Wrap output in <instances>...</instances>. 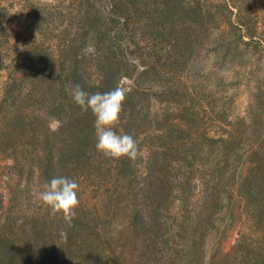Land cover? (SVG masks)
Masks as SVG:
<instances>
[{"label":"rangeland","instance_id":"1","mask_svg":"<svg viewBox=\"0 0 264 264\" xmlns=\"http://www.w3.org/2000/svg\"><path fill=\"white\" fill-rule=\"evenodd\" d=\"M117 3L0 0V231L32 252L33 223L52 219L35 197L45 182L40 142L51 133L63 147L70 138L62 134L65 110H53L66 99L58 77L76 66L97 88L101 53L112 49L118 87L138 105L129 133L141 150L136 184L118 205L105 158L88 177L78 172L84 194L76 211L97 214L119 240L135 207L148 216L149 186L167 178L176 186L165 210L171 241L163 264L195 236L203 253L189 264H254L264 255V0ZM122 125L116 130L126 133ZM132 244L123 264L137 261Z\"/></svg>","mask_w":264,"mask_h":264},{"label":"trees","instance_id":"2","mask_svg":"<svg viewBox=\"0 0 264 264\" xmlns=\"http://www.w3.org/2000/svg\"><path fill=\"white\" fill-rule=\"evenodd\" d=\"M121 2L122 0H118L117 5H121ZM118 58V52L112 49L111 51L108 49V53H101L98 66L103 74V79L97 88L88 87L85 78L76 66H72L70 74L65 79L62 76L58 77V82L62 85L60 92L66 99L65 102L59 101L54 104L53 110L55 114H60L62 109L65 110L68 124L65 125L64 123L62 134L68 135L70 138L63 147L60 146L58 135L52 137L51 133L47 134L44 140L40 142L44 151L45 164L42 175L45 181L53 176H64L76 180L79 184L81 175L88 177L86 173L88 168H92L91 166L96 169L102 168L101 165L104 164L106 157L95 149V117L90 111H82L73 102L70 89L72 86L79 85L84 91L91 94L117 88L121 76ZM36 60H33L32 63H35ZM45 62L46 58L37 65L44 66L42 64ZM64 64L61 62L59 68ZM3 67L4 64L0 58V69ZM63 67V72L66 73L65 66ZM59 98L61 99L60 96ZM137 106L132 98L126 97L120 114V117L122 115L124 117H121L119 122L122 120L123 127H121L127 134L136 125ZM19 126H24L21 121ZM108 160L103 165V167L107 165L103 170L107 171V175L112 174L113 179L115 178L111 193L114 194V199L119 205V202H123L122 197L124 195H127L128 192L133 194L137 179L136 164L140 160V155L135 160L126 157L108 158ZM78 172H82V174L80 175ZM166 179L162 178L160 185L149 186V191L145 196L148 200V202L146 201L148 216L135 207L127 230L116 233L120 235L119 240L113 237L111 230H106L107 225L102 226V223L106 221L102 222L101 217L99 219L97 214L93 215L81 210L80 213L76 211L75 217L69 224L62 215L53 216L47 209V214L50 215L48 217L52 219L48 218L41 224L35 221L31 227L29 239L26 240L27 247L32 250V252L29 251L30 253L22 250L23 247L19 245L20 239L8 237V235L11 236L8 232L0 231V264H46L45 262H33L31 260L32 254H37L46 259L61 257L63 261H68L69 264H106L109 257V262L123 264L126 247L130 246V243H133L132 246L138 253L135 264H163L168 255L166 254L169 251L168 244L171 241L167 236L168 227L166 228V223L168 221L166 217H168V213L166 214V212L168 211L165 210H169L168 201L171 199L172 190L176 186L170 180L166 182ZM83 194L79 189L78 198L81 199ZM136 199L137 196L132 200L136 202ZM191 244L185 253L182 250L179 251L180 253L174 258L172 264L184 262L189 264L192 257H197V254L202 255L199 238L195 236L194 242ZM26 250L28 249L26 248ZM107 254L109 255L107 256ZM186 258H190L189 263ZM254 264H264V255H260Z\"/></svg>","mask_w":264,"mask_h":264},{"label":"clouds","instance_id":"3","mask_svg":"<svg viewBox=\"0 0 264 264\" xmlns=\"http://www.w3.org/2000/svg\"><path fill=\"white\" fill-rule=\"evenodd\" d=\"M73 102L84 112L95 117V149L106 158L135 160L141 154L137 140L130 134L120 133L116 127L120 120L126 91L120 87L107 92L88 93L79 85L72 86ZM79 184L76 180L53 176L35 192L36 199L55 216L62 215L71 224L79 207Z\"/></svg>","mask_w":264,"mask_h":264}]
</instances>
